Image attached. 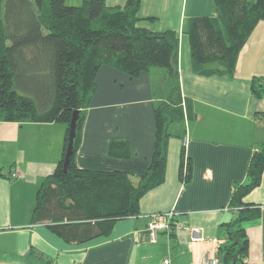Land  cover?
<instances>
[{"label": "crops", "instance_id": "0c3cea01", "mask_svg": "<svg viewBox=\"0 0 264 264\" xmlns=\"http://www.w3.org/2000/svg\"><path fill=\"white\" fill-rule=\"evenodd\" d=\"M127 0H106L108 7ZM82 0H66L79 5ZM214 0H141L137 25L160 33L176 31L181 92L191 100L196 118L187 123L189 182L179 178L183 142L169 140L165 181L140 200V214L118 219L107 236L86 244H68L47 227L31 223L38 189L63 157L66 125L4 122L0 119V264H204L226 241L223 223L233 220L230 203L239 185L248 183L252 157L264 142V97L251 91L252 79L264 76V22H259L240 52L233 76H202L193 71L183 28L194 17H215ZM154 69L130 78L104 65L97 92L85 111L75 155L81 169L120 171L136 183L149 169L155 145ZM113 139L127 140L130 156L110 153ZM260 209L247 226L249 264H264V172L244 199ZM174 211L182 224L152 241L148 219ZM194 231L198 240H193Z\"/></svg>", "mask_w": 264, "mask_h": 264}, {"label": "trees", "instance_id": "16d2710c", "mask_svg": "<svg viewBox=\"0 0 264 264\" xmlns=\"http://www.w3.org/2000/svg\"><path fill=\"white\" fill-rule=\"evenodd\" d=\"M214 2L217 15L187 20L183 33L196 74L233 76L241 50L257 24L264 22V0ZM140 6L141 0L115 7H108L106 0H82L79 5H68L66 0H0V119L66 125L63 157L37 191L31 223L47 227L68 244L107 236L116 220L138 216L141 198L165 181L169 140H183L185 121L196 118L191 100L181 92L178 34L139 27ZM104 65L132 79L153 68L166 71L163 84H155L153 91L157 103L152 162L138 183L133 175L81 169L75 162L85 111L97 92V74ZM251 91L264 97V76L252 79ZM75 112L76 137L65 172ZM110 153L128 158V141L113 139ZM263 172L264 142L250 162L248 183L239 185L232 197L235 217L222 224L226 241L218 248L221 264H249L247 226L258 221L261 213L244 199L260 185ZM190 177L191 163L183 146L179 178L187 183Z\"/></svg>", "mask_w": 264, "mask_h": 264}, {"label": "built area", "instance_id": "2783aa9c", "mask_svg": "<svg viewBox=\"0 0 264 264\" xmlns=\"http://www.w3.org/2000/svg\"><path fill=\"white\" fill-rule=\"evenodd\" d=\"M187 138L184 139V144L186 146ZM187 163V161H186ZM182 224L177 220L174 211L155 213L150 216L147 223V230L150 233L152 241H156L161 233L170 235L175 229L180 228ZM194 231L193 240H198L199 238L195 235ZM170 261H166L164 264H169ZM204 264H221V260L216 254H208L204 258Z\"/></svg>", "mask_w": 264, "mask_h": 264}, {"label": "water", "instance_id": "95a60500", "mask_svg": "<svg viewBox=\"0 0 264 264\" xmlns=\"http://www.w3.org/2000/svg\"><path fill=\"white\" fill-rule=\"evenodd\" d=\"M77 119H78V113L75 112L69 125V133H68L69 141L66 147L64 164H63L65 172L67 171L68 164L70 163L71 157L73 155L74 140L76 137Z\"/></svg>", "mask_w": 264, "mask_h": 264}, {"label": "rangeland", "instance_id": "374dc122", "mask_svg": "<svg viewBox=\"0 0 264 264\" xmlns=\"http://www.w3.org/2000/svg\"><path fill=\"white\" fill-rule=\"evenodd\" d=\"M154 70H157V71H154L155 72V74L157 75L156 77H155V79L157 80V82H156V84H163V77H164V74H165V70L164 69H161V68H153ZM187 121H185V128L187 129ZM186 138V137H185ZM184 138V139H185ZM184 139L182 140V142H183V146H185V144H184ZM262 141H264V140H262ZM186 147V146H185ZM45 260H47V259H45ZM29 264H50V263H46V261H44V260H41V262L39 261H37L36 260V258L34 259V261L33 262H30Z\"/></svg>", "mask_w": 264, "mask_h": 264}]
</instances>
